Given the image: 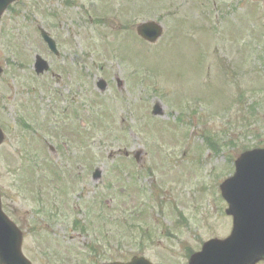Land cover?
Listing matches in <instances>:
<instances>
[{
    "label": "rangeland",
    "instance_id": "rangeland-1",
    "mask_svg": "<svg viewBox=\"0 0 264 264\" xmlns=\"http://www.w3.org/2000/svg\"><path fill=\"white\" fill-rule=\"evenodd\" d=\"M150 20L165 31L154 45L136 34ZM40 26L62 57L50 56ZM36 55L49 61V74H35ZM0 64L2 208L23 231L33 264H73L82 261L78 252L88 256L84 239L93 244L89 236L72 238L68 223L52 238L35 233L39 208L58 206L65 215L71 207L103 209L99 217L112 219L105 233L127 254L139 252L143 231L160 235L153 226L173 227V212L183 211L191 221L173 240L178 246L155 241L145 249L155 264H185L189 251L230 235L220 184L242 153L264 148V0H20L0 21ZM156 104L161 117L151 114ZM61 119L58 141H49L65 162L55 166L44 140ZM67 141L70 150L61 146ZM98 168L100 181L92 178ZM142 204L144 213L155 209L151 223L128 215ZM94 213L85 224L95 223Z\"/></svg>",
    "mask_w": 264,
    "mask_h": 264
},
{
    "label": "water",
    "instance_id": "water-1",
    "mask_svg": "<svg viewBox=\"0 0 264 264\" xmlns=\"http://www.w3.org/2000/svg\"><path fill=\"white\" fill-rule=\"evenodd\" d=\"M18 0H0V19L10 5ZM138 34L150 43H154L163 34V28L155 22L138 26ZM43 39L57 53L56 45L47 32L41 31ZM37 73L48 70L49 65L37 58L34 65ZM3 70L0 68V76ZM121 86V81H118ZM101 90L106 83L99 82ZM159 106L155 114H161ZM4 141L0 128V146ZM101 177V171L94 175ZM222 194L229 204L227 213L234 217V229L226 240H209L201 252L194 255L190 264H256L264 260V149L243 154L236 162V173L222 184ZM22 232L12 223L2 210L0 196V264H31L22 254ZM114 264V263H112ZM115 264H151L144 258H134L130 263Z\"/></svg>",
    "mask_w": 264,
    "mask_h": 264
},
{
    "label": "flooded vegetation",
    "instance_id": "flooded-vegetation-1",
    "mask_svg": "<svg viewBox=\"0 0 264 264\" xmlns=\"http://www.w3.org/2000/svg\"><path fill=\"white\" fill-rule=\"evenodd\" d=\"M51 118V117H50ZM44 132V131H43ZM49 134H52V132H49ZM48 136V135H47ZM51 136H48V138H50ZM53 139V136L50 138ZM48 148L50 149V153L53 157V159H57V158H61L62 155H58L57 152L55 151V148H53L54 150L51 151V145H48V142H46ZM51 159V158H50ZM41 210H39L36 213V217L33 219V226L34 228H36V232H41L42 230L45 231V236H51L54 232V230L56 228H58L59 226H62L64 223H68L70 224V227H65L66 230H69L70 232H72L74 235H72L71 237L74 238L75 236L77 237H83L85 238L86 236H89L90 238H92V231L95 229H99L100 226L97 227V224L94 223V221H92V223L90 222L89 224H85L83 219L85 217H87L88 215L92 214L93 212H98V215H102V211L103 209H98V210H93V209H87V208H73V209H69L70 214L69 215H65L63 213V209L65 208H55V209H46V208H40ZM46 209V210H43ZM107 211H111L109 209H106ZM46 212V213H45ZM62 214V216L65 215V220L63 221V223H60V214ZM46 214V218H43L41 221V216H44ZM71 218L72 222H69V219ZM110 220H112L111 218H109ZM63 220V217H62ZM95 220H100V218H96ZM115 224V223H114ZM100 225V224H99ZM67 226V225H66ZM70 228L72 230H70ZM181 224L178 225V227L174 230V234H168L167 236H165L166 240H173L174 237L176 236H181L182 234L181 232ZM180 233V234H179ZM179 234V235H178ZM162 236L164 235V233L161 234ZM159 237V234L157 235ZM86 241H88L87 239H84ZM141 242V243H140ZM138 242V244L143 245V246H147L148 243L150 242V236L149 233L146 231L142 236H141V241ZM159 243H161L159 241ZM91 245V244H90ZM65 252H67L66 248ZM98 249V253L100 255V257H102V255L104 256V252L102 248H97ZM110 261H114L115 262V258L110 260Z\"/></svg>",
    "mask_w": 264,
    "mask_h": 264
}]
</instances>
